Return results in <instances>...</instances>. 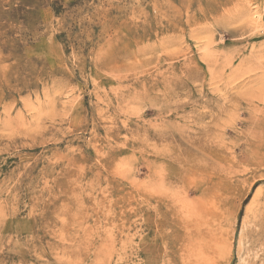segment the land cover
<instances>
[{
    "label": "rangeland",
    "instance_id": "obj_1",
    "mask_svg": "<svg viewBox=\"0 0 264 264\" xmlns=\"http://www.w3.org/2000/svg\"><path fill=\"white\" fill-rule=\"evenodd\" d=\"M182 223L261 264L264 0H0V264H187Z\"/></svg>",
    "mask_w": 264,
    "mask_h": 264
},
{
    "label": "bare ground",
    "instance_id": "obj_2",
    "mask_svg": "<svg viewBox=\"0 0 264 264\" xmlns=\"http://www.w3.org/2000/svg\"><path fill=\"white\" fill-rule=\"evenodd\" d=\"M258 222V224L260 225L261 222ZM177 227H179V230L182 232V236L179 240L178 246L180 249H183L185 251V260H187V264H212L211 261L215 257L221 256L226 250L228 252L229 245L225 242L224 235L218 230L212 232L209 229L210 231L203 232L198 229L196 233L193 232L189 223H182L181 225H177ZM254 234L257 238L255 242L257 244V247L263 248L264 230H260L259 227V231L255 230ZM259 258H261V264H264V255L260 256Z\"/></svg>",
    "mask_w": 264,
    "mask_h": 264
}]
</instances>
